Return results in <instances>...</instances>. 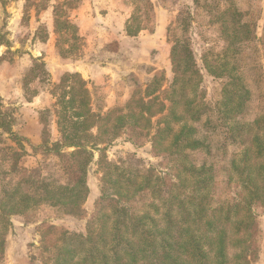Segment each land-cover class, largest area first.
<instances>
[{"label": "rangeland", "instance_id": "rangeland-1", "mask_svg": "<svg viewBox=\"0 0 264 264\" xmlns=\"http://www.w3.org/2000/svg\"><path fill=\"white\" fill-rule=\"evenodd\" d=\"M228 9L242 13V24L250 25L254 31L253 38L229 50L233 33L227 27L229 20L218 18L220 11ZM188 15L189 27L183 29L176 20H185ZM174 46L184 49L185 55L172 58ZM225 59L238 69L251 93L243 112L230 118L224 113L228 110L223 98L227 77L211 76L205 68ZM33 63L44 64L43 70L49 75L41 74L40 80L27 87L23 78ZM191 69L199 76L191 85L186 84L182 96L192 100L194 112H200L192 125V138L200 146L184 150L183 155L196 168L205 167L213 179L217 200L233 203L240 195V187L229 182L228 167L248 142L233 140L229 130L236 131L237 125L242 129L264 116V0H0V97L5 110L13 115V131L25 139L27 155L18 164L35 169L21 175L1 174L10 170L16 157L5 147L14 145L0 141V264H51L55 255L53 249H44V243L53 244L65 230L85 233L96 207L106 202L100 192L102 171L95 163L101 154L109 162L126 163L123 166L131 172L144 173L153 168L166 184L175 174L176 157L168 159L153 147L155 128L146 131L126 126L111 144L100 146L106 147L104 152H95L87 177L89 195L80 218L66 216L60 204L38 200L41 193L33 182L40 176L49 178L45 181L50 188L73 182V176L59 170L53 153H45L43 148L58 139L55 118L45 110H53V87L62 77L78 72L86 82L92 112L123 109L121 114L129 123L136 119L126 103L144 96L145 88L152 83L150 93L158 90L153 96L164 104V110L152 118V123L155 126L159 120L163 126L160 119L170 106L164 93L176 77ZM154 79L157 85H153ZM172 128L177 130L173 125ZM92 132L95 134V129ZM14 189L29 196L38 193L25 212L5 219L1 214L6 212V195ZM151 200L148 190L135 194L126 206L131 216H136L151 210ZM253 209L257 216L255 255L247 264H264V205ZM48 226L53 230L44 236ZM184 240L183 232H174L171 252L179 253ZM233 253L231 250L230 255Z\"/></svg>", "mask_w": 264, "mask_h": 264}, {"label": "trees", "instance_id": "trees-1", "mask_svg": "<svg viewBox=\"0 0 264 264\" xmlns=\"http://www.w3.org/2000/svg\"><path fill=\"white\" fill-rule=\"evenodd\" d=\"M218 18L229 20L227 27L233 32L228 50L254 37L250 25L242 24L243 15L237 9L220 11ZM190 19L188 15L185 20L182 18L176 22L186 29ZM126 30L129 35L130 28ZM170 54L172 58H179L185 55V50H177L174 46ZM218 64H207L205 68L211 76L227 77L223 98L226 100L225 110L227 107L228 110L224 113L226 118L234 117L243 112L251 93L242 76L238 75V69L230 66L227 59ZM43 68L44 64H31L24 74V84L29 87V84L40 80L41 74L46 75ZM198 76V71L191 69L180 78L176 77L165 91L164 97L170 106L167 115L160 119L163 126L159 120L155 126L152 123V118L164 110L158 96H153L158 90L149 91L152 83L145 88L144 96L131 98L126 103L130 115L136 119L130 123L121 114L123 109L104 114L92 112L86 82L78 72L65 74L58 84H54L56 100L53 110L45 112H51L55 118L58 139L50 145H43V148L45 153H53L58 159L59 170L73 176V182L68 186L50 188L45 181L49 178L40 174L33 182L41 193L38 200L60 204L66 216L80 218L82 205L89 195L87 177L95 162V152H104L106 147L100 146L111 144L126 126L146 131L155 128L153 147L168 159L176 157V167L172 181L166 184L153 168L144 173L131 172L123 166L126 163L109 162L101 154L95 163L102 171L100 192L106 202L96 207L85 233L65 230L53 244L44 243V249H53L55 255L51 264H247L254 257L257 216L253 208L264 205V116L242 129L237 125L238 136H234L236 131L232 130V133L229 130L233 140L248 142L228 167V180L239 185L240 195L233 203L217 200L212 189L213 179L205 167L196 168L183 155L184 150L200 146L192 138L195 133L192 125L198 121L200 112H194L192 100L182 96L186 93V84L191 85ZM153 82L157 85L158 80ZM13 123V115L5 110L0 97V141H10L14 146L5 147L16 157L10 170L1 174L32 173L35 169H24L18 164L27 151L23 143L25 139L13 131ZM172 125L177 127L176 131ZM70 149L72 151H66ZM148 190L152 199L151 210L131 216L126 202L135 194ZM38 192L33 196L22 193L20 189L9 192L3 208L6 212L1 216L7 219V216L25 212ZM52 230L53 227L48 226L43 235L47 236ZM177 231L183 232L185 240L181 251L172 253L170 240ZM231 250L234 253L230 255Z\"/></svg>", "mask_w": 264, "mask_h": 264}]
</instances>
